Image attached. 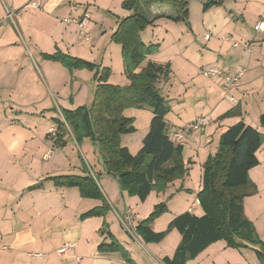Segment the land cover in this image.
Wrapping results in <instances>:
<instances>
[{"label": "crops", "instance_id": "1", "mask_svg": "<svg viewBox=\"0 0 264 264\" xmlns=\"http://www.w3.org/2000/svg\"><path fill=\"white\" fill-rule=\"evenodd\" d=\"M35 1L38 6H30ZM123 1L0 0V264H75L76 257L82 259V264H129L128 259L137 264L134 246L146 250L153 264H162L161 260L171 257L180 241V236H176V242L169 245L167 241L173 234L170 232L160 243L144 244L134 232L139 200L116 187V181L106 175L100 158L85 157L81 149L67 146L48 150L44 145L48 141L46 134L39 137L44 141L42 146H32V138L37 137L32 136L23 123L25 116L36 114L30 108L43 106L42 114L47 102L50 103L49 97L60 109L68 111L91 102L95 88L94 71H70L61 62L47 56L59 53L100 69L107 68L111 73L107 81L114 85L112 55L117 57V51L112 46L115 44L112 35L120 20L129 15L121 7ZM170 7L154 4L147 8L154 16L148 20L157 18L146 28L151 34L155 28L159 29L161 18L172 17ZM6 13L11 14L10 19H6ZM85 13L90 20L88 33L92 41L89 45L80 42L75 25L62 21ZM189 19L191 29L203 32L206 43L213 40L211 45L205 43V49L206 46L209 49H196L194 40L189 39L182 53L162 54L158 39L154 41L150 37L144 42L146 29L141 33V40L145 45L157 42L159 46L158 52L148 56L145 63L170 65L168 81L158 84L160 92L167 84L171 88L162 95L169 107L165 116L168 131L178 130L199 117L210 120L203 132L181 141L188 174L176 181L192 178L193 182L194 179L195 201L186 205L182 213H194L198 208L200 213L196 215L201 216L203 212L196 197L201 188V166L209 155L215 153L222 132L242 122L264 134V129L259 127V116L264 113V30H254L257 22L264 27V0H224L220 6L202 12L199 24L191 19V14ZM205 35L209 38L205 39ZM121 62L118 75L123 77V83L117 86H126L128 80ZM213 67L232 77L242 73L238 87L229 95L224 94L219 78L203 75V70ZM178 74H181L180 78H177ZM230 97L235 102H231ZM199 99H203L205 108L210 109L213 117L210 113L195 112L194 103L201 101ZM233 109L238 110L239 115L220 119ZM140 111L129 108L122 115L136 122ZM151 117V112H147L139 134L121 136V143L123 138L126 139L121 146L132 155L139 151ZM49 146H52L51 142H48ZM50 150L54 155L45 160L44 156ZM79 156L88 171L93 176L98 175L99 180L96 177L95 180L105 201V210L100 216L80 219L85 212L101 207L102 200L82 198L77 188L56 187L49 180L65 174L82 175ZM256 157L259 163L249 171V178L256 185L257 193L243 201V211L264 243V144L256 152ZM17 187L19 192L15 190ZM181 188L184 190L183 186ZM248 200L250 202L245 205ZM126 215L133 218L134 234L126 232L121 224ZM175 216L172 215L169 221ZM124 233L133 238L134 246ZM64 242L74 243V248L69 256L60 258L56 250ZM33 254L41 257L34 258ZM186 264L260 263L252 250L230 248L220 240Z\"/></svg>", "mask_w": 264, "mask_h": 264}, {"label": "trees", "instance_id": "2", "mask_svg": "<svg viewBox=\"0 0 264 264\" xmlns=\"http://www.w3.org/2000/svg\"><path fill=\"white\" fill-rule=\"evenodd\" d=\"M190 0H124L121 7L129 12L122 18L112 35L120 46L126 86L108 83L107 68L62 56L53 58L68 70L94 71L95 88L89 105L73 111L59 110L61 118L52 119L56 127L53 147H63L66 137L76 146L89 140L97 147L106 173L113 176L121 192L144 202L152 191L164 192L176 180H182L188 169L182 157V146L174 142L167 129L165 116L168 104L160 94L158 84L167 82L170 65L146 61L158 52L157 44L145 45L141 33L157 18L148 20L144 10L154 4L171 5L175 16L170 20L188 25ZM224 0H205L202 12L220 6ZM144 64V65H143ZM143 65V66H142ZM148 108L152 114L148 131L139 151L132 155L120 145L122 135L133 131L132 118L122 115L125 109ZM239 115L236 109L226 112L220 119ZM259 127L264 129V113L259 116ZM264 144V134L256 128L238 122L220 135L214 154L202 164L201 188L197 201L203 214L198 216L186 211L173 217L161 232H154L149 225L167 209L155 205L147 219L137 223L135 234L144 244L160 243L172 230L180 241L171 257H164L162 264H186L196 258L209 245L224 241L230 248L250 249L260 264H264V243L253 224L245 217L243 201L257 193L256 185L249 178V171L258 165L256 152ZM80 147V146H79ZM81 161L82 175H62L49 178L56 187H75L82 198L100 199L104 203L95 178ZM105 203L80 216V219L100 216ZM129 264H134L129 259Z\"/></svg>", "mask_w": 264, "mask_h": 264}, {"label": "rangeland", "instance_id": "3", "mask_svg": "<svg viewBox=\"0 0 264 264\" xmlns=\"http://www.w3.org/2000/svg\"><path fill=\"white\" fill-rule=\"evenodd\" d=\"M204 1L205 0H190L189 1V15L191 14V19L197 21L198 24L200 23V17L202 14V3ZM169 10H170V13L172 14V17H174L175 11H174L173 7L171 6ZM150 12H151V10L145 9L143 15L147 19H151L154 16H151ZM6 15H7V13H6ZM189 15H188V25H185L183 23L173 22L172 20H170L172 17L170 19L169 18H161L158 22L159 29L155 28L154 33L151 34L150 31L147 29L144 31L143 36L146 39V40L144 39V42H146L147 39H149L150 37H152V39L154 41H156V39H158L159 40L158 43H160L162 46L161 52H160L162 54L163 53L176 52V51L182 53L184 48L186 47L185 44L188 43L189 39L194 40L196 49H199V50H202L203 48L205 49L206 41H204V33L203 32L199 33V30L194 31L191 29V26H190L191 21L189 19ZM6 19H7V17H6ZM195 27L199 28L197 25ZM249 28L252 30V27H249ZM195 36H196V38H194ZM212 41L213 40H211L209 43H206V44L211 45ZM154 43L156 44L157 42H154ZM112 46L117 51V54H116L117 57L115 56V54L112 55V63H113L112 64V67H113L112 68V75H113L112 81H113L114 85L115 84L121 85L123 83V80H122L123 77L120 78V76L118 75V71L121 72L120 71V69H121V66H120V61H121L120 49L117 46V44H113ZM206 49H209V46H206ZM191 50L192 49L188 50L187 52L190 53ZM39 69H40V67H39ZM180 77H181V74H178L177 78H180ZM120 79L122 81H120ZM174 86L177 87V85H174ZM167 91H169V92L171 91L169 84H167L163 88V90L160 92V94L166 95ZM196 99H198V98H196ZM49 100H50V103L47 102L46 110L43 111L42 114H40V112L42 111V109H44V107L43 106H35L34 108H30L31 112L32 111L36 112V114H33L35 116H31V117L25 116L23 118L24 119L23 123H24L25 129L29 130V133L32 136L37 137V138L31 137L32 138V142H31L32 146H34L36 144H38L39 146H42V143L44 141L43 140L40 141L39 137H43L46 134V138H47L46 140H48V141H46V144L44 143V145H46L48 150H49V148H55V147H53V135L56 132V127L52 124L51 119L57 118V116L59 114L58 109H60L59 106L57 105L56 101H53L52 98H50V97H49ZM199 100H201V101H197L194 103L195 108H196L195 112L198 111V113L202 114V115H205L206 113H210V109L205 108L206 105L203 103V99H199ZM52 108H55V109H52ZM75 109L76 108H74L73 110H75ZM60 110H63V109H60ZM140 110L141 111H140V113H138V116H137L138 118L136 119V122H134V119H132L133 131L130 132L129 134H133L135 132L137 134H139L142 131V128L144 125V123H143L144 119L147 117V112H150V110L148 108H144V109H140ZM207 115H209V114H207ZM210 115L213 117L214 114L210 113ZM58 117L60 118V116H58ZM12 125H14V124H12ZM129 134H127V135H129ZM125 141H126V139L123 138L122 143L125 144ZM48 142L52 143L51 147L50 146L48 147ZM66 142H67V144H66ZM122 143H121V138H120V145H122ZM64 146H67L68 148H71L74 150L81 149V151H83L85 157L87 155V157L88 156H93V157L98 156L100 158L97 147L94 144H92V142L89 140L84 141L81 145H79L80 146L79 147V146H76L75 143L72 141V138L68 136L65 139ZM43 147H45V146H43ZM195 150L197 151L196 148H195ZM100 161H101V158H100ZM101 163H102V161H101ZM79 164L81 167V161L80 160H79ZM0 165H1V163H0ZM91 165L93 166L92 163H91ZM102 165H103V163H102ZM4 166H5V164H4ZM5 168H6V166H5ZM194 172L195 171H193L192 174H194ZM65 175H67V174H65ZM106 175L108 177L112 178L113 181L115 182V179L113 178L112 175H110L108 173H106ZM31 176L33 177V174H31ZM93 177L94 178L96 177L97 181L99 180L98 175H95ZM191 179L188 181H187V179H185V180H183L184 182L183 181L176 182L179 180L173 181L171 183V185H169L167 187V190H169L168 192L164 191L161 194H158V193H156V191H152L144 202L138 201L139 202L138 205L140 206L136 210L138 223L149 217V215L153 212V209L155 208L154 205L156 203H157V205L161 203V204L165 205V208L167 210L164 213H162L157 219H154L150 223L149 227H150V229H152L153 231H156V232L164 229L166 227L167 223L169 222V219L172 215H178L179 213H182L183 209H186V205H189V203L195 201V190H193L194 189V179H193V182L191 181ZM180 183H182L181 186H180ZM195 183H196V179H195ZM182 186H183L184 190H182V188H181ZM116 187L118 188V186H116ZM169 187L170 188L174 187L177 189L176 190L170 189ZM262 188H264V187H262ZM18 189H19V187H17L15 190L18 191ZM255 195H253V196H255ZM250 197H247V198H250ZM244 200H246V198ZM249 202H250V200L246 201L245 205H247ZM194 213L199 214L200 209L197 208L194 211ZM142 216H143V218H142ZM171 232H173V234L171 233V237H169V239H168L169 241H167V242H169V245L176 242V238H177L176 236L179 237V235L176 231L172 230ZM131 233L134 234L132 225L130 224V234ZM123 235L126 236V239L128 238V241L134 246L135 243H134L133 238L130 235L125 234V233ZM134 248L136 250L134 260L136 261L137 264H153V262L150 260V258L146 254V250H144V249L140 250V249L136 248L135 246H134Z\"/></svg>", "mask_w": 264, "mask_h": 264}, {"label": "built area", "instance_id": "4", "mask_svg": "<svg viewBox=\"0 0 264 264\" xmlns=\"http://www.w3.org/2000/svg\"><path fill=\"white\" fill-rule=\"evenodd\" d=\"M30 6L36 7L38 4L35 2L30 3ZM7 19H10L11 14H7ZM65 24H73L77 27L78 38L80 42L84 45H89L92 41L91 37L88 33V24H89V16L85 13L81 17L77 18H64L62 20ZM255 31L264 30L263 24L261 22H257L254 26ZM209 35H205V39H208ZM236 46V44H233ZM203 75L206 77H217L222 81L224 94L227 96L231 92L238 87V79L241 77L242 73L237 74L232 77L223 72L219 68H207L203 70ZM231 102H235V99L230 97ZM210 124V120L207 117H199L196 120L182 126L178 130H174L169 132L171 139L176 143H181L187 136L199 134L204 131L205 127ZM54 155L52 150L48 151L44 156L45 160H49ZM133 218L130 215H126L124 219L121 220V223L124 227V230L130 233V224L132 225ZM74 248V243L72 242H64L57 250L56 253L58 257L65 258L69 256ZM32 257L39 258L40 254H33ZM75 264H82V259L80 257L75 258Z\"/></svg>", "mask_w": 264, "mask_h": 264}]
</instances>
